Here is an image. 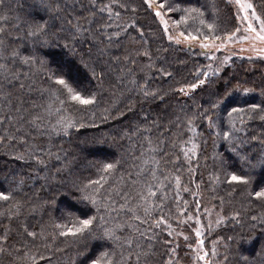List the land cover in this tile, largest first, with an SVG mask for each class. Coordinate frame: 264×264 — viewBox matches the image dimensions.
<instances>
[{
    "label": "trees",
    "instance_id": "16d2710c",
    "mask_svg": "<svg viewBox=\"0 0 264 264\" xmlns=\"http://www.w3.org/2000/svg\"><path fill=\"white\" fill-rule=\"evenodd\" d=\"M248 1L264 23V0ZM162 18L181 40L207 34L193 44L222 42L200 19L238 27L227 0H0V264H202L194 219L209 264H264V60L215 69ZM93 218L86 239L56 228Z\"/></svg>",
    "mask_w": 264,
    "mask_h": 264
},
{
    "label": "snow or ice",
    "instance_id": "6c2138e0",
    "mask_svg": "<svg viewBox=\"0 0 264 264\" xmlns=\"http://www.w3.org/2000/svg\"><path fill=\"white\" fill-rule=\"evenodd\" d=\"M145 3L149 4V6L151 7L152 4L154 3V0H145ZM236 3L239 5V7L241 9H243L245 11V13H248L250 11L251 20H254V21H257L258 23H260V18L257 16V14L255 12V9H254V5L252 3H243V2H241V0H236ZM159 7L163 8L164 4L163 3L159 4ZM191 11L195 12L194 9L191 10ZM156 15L160 16V12L157 11ZM198 16L202 17L203 13H198ZM243 19L249 20V15L246 14L243 17ZM200 24L204 25L208 29V32L214 33V35L212 37L213 40H222V41L226 40V41L231 42L233 40L239 39L238 37H236L235 33L226 34L224 37H222L219 34H215V30L213 28V25L212 24L205 25V22H204L203 19H200ZM41 30H43V29H41ZM165 30L167 31V29H165ZM247 31L249 33H254L255 34L254 35V39H256L258 41H261V42H264V23H260V27L258 29L256 27H254V25L252 23H248ZM32 34L35 35L36 33H32ZM182 35H183V33H182ZM198 35H199V37H202L204 40L208 39L207 34L204 33V32H199ZM198 35L193 34L192 32H188L187 35H183V39H184V41L187 42V45L189 47H191L192 46V42L196 41L198 39ZM169 39L172 40L174 38L170 36ZM245 39H247V37H245ZM180 42L181 41L179 39H175V43L179 44ZM222 46H223L222 44L221 45H215V44H209V43H204V42H201L199 44V47L201 49H209V48H213L214 47L216 51L222 50ZM206 58L209 59V60H212L214 57H213V55L211 53H206ZM208 67L210 69H212V65L211 64L208 65ZM215 74H216V70L212 69L211 74L209 72L205 71V72H202V73H197V76L199 77L200 75H203L206 79H210L211 75H215ZM52 79H53V81H54V83L56 85H60L64 89H67V92L71 96V99L73 101H78L82 105L92 104L94 102L92 99H82L81 96L78 93H74L73 88L69 86V84L65 81V79L58 78V77H55V76H53ZM199 83L202 85V84L205 83V80H200ZM197 86L198 85L193 84L191 87H192V89H195ZM181 91H184V90L181 89ZM257 107H259V106H254L252 111H255ZM233 111L235 112V111H239V110L233 109ZM229 115H232V113H229ZM261 119L264 120V116H261ZM70 127H73V124L71 123V121L70 120L65 121V123H64V132H65V134L67 133V129L70 128ZM223 138L225 140H228L229 139V134L227 132H225ZM185 155L187 156V153H185ZM112 168H113V165L109 164V165L105 166L103 171L105 173H108V172H110L112 170ZM152 176H153V179L155 180L156 179L155 171L152 172ZM230 182L246 183V181L242 177L237 176V175H232ZM176 183H177V185L179 184V179L178 178L176 180ZM91 184H95V185L100 186L101 185V181L100 180L92 181ZM154 187H156V185L149 184L147 186V188L145 189L147 195H141L140 193H138V195L141 196L142 200H144L146 202H149L150 198L157 197V192L159 191V188H157V190L154 191L153 190ZM89 188H90V185H86L85 189L82 190V191H84L83 199L91 200V202H92V204L94 206H98V202L92 196L91 192L88 191ZM98 190L99 189L97 188L96 191H98ZM185 191H187V189H185ZM118 195H121L125 199H127V195L125 193L121 192V193H118ZM261 197H264V193H258L257 194V198H261ZM8 199H9L8 195H4V194L0 193V200L7 201ZM160 199L163 200L164 197L161 196ZM178 204H179V201H177V205ZM198 204H199V201H197V205ZM157 207H159L161 212L163 211V205L162 204L158 205ZM126 210L131 212L133 214V217L135 219H139L141 223H147L148 222V221H146L144 219H141V218L137 217L135 215V209L134 208L129 207ZM144 211H145L146 215L151 216V212L153 211V209L150 208V207H145ZM182 214L183 213L181 212V215ZM94 219L95 218H93V219H81L78 223L73 224L72 227H67L66 225L57 224L56 228L62 229L59 232L60 236H70V237H73V238H78L79 237V238L86 239L92 233ZM188 219L190 220V219H192V217H188ZM221 222H222L221 220L217 221V223H221ZM165 223H166L165 217L163 215H161L158 219H154V223L151 226L159 228L162 224H165ZM197 223H199L198 220H197ZM169 227H170V225H169ZM140 234L144 235V233H140ZM28 235L32 236L34 239L36 238V234H34L32 232H29ZM200 235H201V232L199 230H197L196 231V236L200 237ZM185 239H187V237H185ZM199 245H200V247L198 248V251L199 252H203V255H200L198 257V259L203 261V260H205V257L208 255V253L204 252L203 241L202 240L199 241ZM213 255H215V253H213Z\"/></svg>",
    "mask_w": 264,
    "mask_h": 264
},
{
    "label": "rangeland",
    "instance_id": "374dc122",
    "mask_svg": "<svg viewBox=\"0 0 264 264\" xmlns=\"http://www.w3.org/2000/svg\"><path fill=\"white\" fill-rule=\"evenodd\" d=\"M227 2H229L232 5L236 13L238 27L235 32V35L239 39L233 40L231 42L224 40L218 43H209V44H215V45L222 44L223 45L222 50L220 51H216L214 47L209 48V49H201L199 47L200 43H195V44L192 43V46L189 47L186 41L181 40L175 34L173 35L172 33H170L171 31L168 28V24L166 23L165 20H163V18L160 19L161 24L164 30L167 29V31L165 30L167 32V36L168 37L171 36L174 38L172 39L173 42H175V39H179L181 41L179 44L176 43L177 45L184 47V48L198 49L202 51L204 55H206V53H211L214 57L213 58L214 62L216 61L214 64H212L215 69H218L220 67V64L223 63V61L227 62L228 58L231 57V55H238L248 60H251V59L264 60V42L254 39L255 34L249 33L247 31L248 23H252L254 27L258 29L260 27V23L262 22L260 21V23H258L257 21L251 20L250 11L248 13H245V11L241 9L239 5L236 3V0H227ZM241 2L250 3L248 0H241ZM246 14L249 15V20L243 19V17ZM245 37H247V39H245ZM220 54H225V55L223 56L222 60L217 61L216 60V58H218L217 55H220ZM191 222L194 223L196 226L195 228H193V232L195 231V237L197 239V248H199L200 247L199 245L200 237L196 236V231L199 230L201 232V229H203L205 225H203V223L201 224L200 222L197 223V219L191 220ZM201 262L202 264H209L205 260Z\"/></svg>",
    "mask_w": 264,
    "mask_h": 264
}]
</instances>
